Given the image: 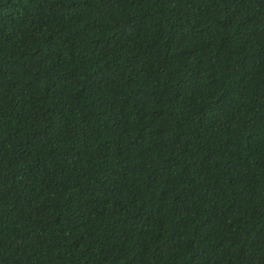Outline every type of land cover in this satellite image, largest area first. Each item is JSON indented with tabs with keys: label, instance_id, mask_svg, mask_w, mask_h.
I'll return each instance as SVG.
<instances>
[{
	"label": "trees",
	"instance_id": "trees-1",
	"mask_svg": "<svg viewBox=\"0 0 264 264\" xmlns=\"http://www.w3.org/2000/svg\"><path fill=\"white\" fill-rule=\"evenodd\" d=\"M0 264H264V0H0Z\"/></svg>",
	"mask_w": 264,
	"mask_h": 264
}]
</instances>
